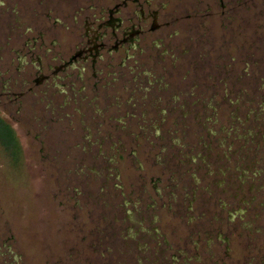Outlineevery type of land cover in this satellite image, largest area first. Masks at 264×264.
I'll return each instance as SVG.
<instances>
[{"label":"rangeland","instance_id":"374dc122","mask_svg":"<svg viewBox=\"0 0 264 264\" xmlns=\"http://www.w3.org/2000/svg\"><path fill=\"white\" fill-rule=\"evenodd\" d=\"M0 115V264H264V0H0Z\"/></svg>","mask_w":264,"mask_h":264},{"label":"trees","instance_id":"16d2710c","mask_svg":"<svg viewBox=\"0 0 264 264\" xmlns=\"http://www.w3.org/2000/svg\"><path fill=\"white\" fill-rule=\"evenodd\" d=\"M0 144L5 149L6 153L14 158L19 151V140L12 125L0 115Z\"/></svg>","mask_w":264,"mask_h":264},{"label":"flooded vegetation","instance_id":"af4514ba","mask_svg":"<svg viewBox=\"0 0 264 264\" xmlns=\"http://www.w3.org/2000/svg\"><path fill=\"white\" fill-rule=\"evenodd\" d=\"M135 33H136V32H134V33H132V34L135 35ZM92 44H93V45H91V46L93 47V49H97V45H98V43H97V42H94V40H93V41H92Z\"/></svg>","mask_w":264,"mask_h":264}]
</instances>
